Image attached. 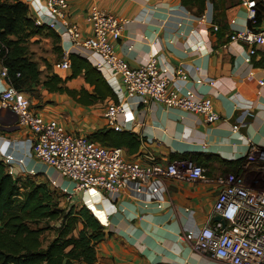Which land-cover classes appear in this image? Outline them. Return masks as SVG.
Listing matches in <instances>:
<instances>
[{
	"label": "crops",
	"instance_id": "obj_1",
	"mask_svg": "<svg viewBox=\"0 0 264 264\" xmlns=\"http://www.w3.org/2000/svg\"><path fill=\"white\" fill-rule=\"evenodd\" d=\"M20 1L33 15V0ZM251 2L262 7L255 31L264 32V0ZM92 6L126 20L115 53L130 67L145 63L154 54L168 71L182 68L188 89L198 97L210 98L213 111L220 117L209 125L198 115L165 109L158 103L131 107L117 122L129 144L113 148L120 149L127 161L142 162L151 154L162 165L177 163L181 170L185 162H192L205 169L211 182L167 178L165 188L153 199L138 197L130 190L112 195L74 192L64 198L63 205H84L104 226L105 236L96 246L94 264H225L194 253L183 237L214 224L212 209L219 187L212 180L233 175L234 163L254 146L255 159L245 162L236 176L252 188L259 174L256 169L264 163V85H259L264 81V45L256 47L247 62V46L229 42L231 32L247 28L246 9L240 4L228 10L226 27L213 33L210 4L204 22L199 23L195 11L184 9L180 0H67L68 18L79 26L82 37L88 34L85 16ZM58 35L62 50L70 52L68 38ZM53 57L51 51L45 60L65 79L70 71L55 69ZM65 85L76 91L90 90L82 77ZM37 90L39 97L29 101L38 116L57 120L70 133L84 136L106 127L102 115L111 101L82 105L66 94L48 93L40 87ZM234 125L238 129L233 133ZM29 138V132L17 125L14 116L0 110L2 151L24 158L25 170L34 171L32 177L37 181L50 183L62 194L63 188L72 191L73 185L56 171L28 156ZM11 174L15 178L30 176L17 165Z\"/></svg>",
	"mask_w": 264,
	"mask_h": 264
},
{
	"label": "built area",
	"instance_id": "obj_2",
	"mask_svg": "<svg viewBox=\"0 0 264 264\" xmlns=\"http://www.w3.org/2000/svg\"><path fill=\"white\" fill-rule=\"evenodd\" d=\"M241 6L247 11V22H253L254 3L241 0ZM31 7L36 25H45L65 35L70 42L71 51L64 52L62 61L54 65L55 69L69 71L68 55L73 53L87 59L112 88L117 101L109 102L102 115L107 128L121 132L123 128L117 125L119 117L131 107L138 108L150 102L165 109L198 115L209 125L219 121L211 99L198 97L188 89V77L182 68L170 72L158 64V56L154 54H150L145 63L130 67L115 53L125 19L92 6L85 16L88 34L82 37L79 26L68 18L67 0H33ZM197 20L203 23L204 15ZM210 27L213 33L219 30L212 22ZM229 42L247 46L248 62L256 53V47L264 45V32L247 26L231 32ZM0 84V110L14 116L17 125L31 135L27 140L28 156L52 168L73 185L72 191L63 188L62 192L67 196L74 192L112 195L130 190L138 197L153 199L165 188L167 178L211 182L205 169L192 162H185L181 170L177 163L162 165L151 154L145 155L142 162L127 161L120 149L91 142L84 135L65 130L57 120L38 116L27 95L17 91L8 81L5 67L0 70ZM259 85H264V81H259ZM237 129L234 125L232 132ZM255 152L256 147L252 146L242 159L246 163L254 160ZM0 156L10 173L17 165L22 173L35 174L25 170L24 158L5 153L1 147ZM256 171L259 174L252 188L244 186L234 175L212 180L219 187L212 216H219L224 226L216 222L184 236V242L194 253L225 264H264V163ZM156 205L158 209L162 208L160 203Z\"/></svg>",
	"mask_w": 264,
	"mask_h": 264
},
{
	"label": "trees",
	"instance_id": "obj_3",
	"mask_svg": "<svg viewBox=\"0 0 264 264\" xmlns=\"http://www.w3.org/2000/svg\"><path fill=\"white\" fill-rule=\"evenodd\" d=\"M196 17L212 7V23L226 27V13L241 0H180ZM255 18L248 28L255 31L262 17L260 4L254 5ZM34 38L51 41L55 62L62 61L64 51L59 35L35 24L28 6L20 0H0V65L7 78L28 98L39 97L37 88L48 93L66 94L76 103L116 102V96L102 74L85 58L69 54L70 72L62 79L44 61L45 72L33 59L30 45ZM1 48V46H0ZM1 70V68H0ZM82 77L90 90L66 87V82ZM127 134L103 128L86 136L101 146L113 148L126 141ZM245 159L234 163V176L241 173ZM67 195L54 190L48 182L30 177L15 178L0 159V264H94L96 246L105 236V228L84 205L64 206ZM52 237H46V234Z\"/></svg>",
	"mask_w": 264,
	"mask_h": 264
},
{
	"label": "rangeland",
	"instance_id": "obj_4",
	"mask_svg": "<svg viewBox=\"0 0 264 264\" xmlns=\"http://www.w3.org/2000/svg\"><path fill=\"white\" fill-rule=\"evenodd\" d=\"M32 42L33 43L30 45V51L32 53V57L38 63L39 66H42L45 63L44 62L45 58L47 56H49V54L51 53V50H50L51 49V41L47 38H34L32 40ZM52 59L55 61L56 56L53 57ZM56 63H58V62H56ZM43 72H45V68H44ZM22 129H24V128H22ZM29 136H31V135L29 134ZM32 176L33 175H30L28 177H30L33 180H36V178L32 177ZM50 186H52V185L50 184ZM46 237H48V238L52 237V234L51 233H50V235L46 234Z\"/></svg>",
	"mask_w": 264,
	"mask_h": 264
},
{
	"label": "water",
	"instance_id": "obj_5",
	"mask_svg": "<svg viewBox=\"0 0 264 264\" xmlns=\"http://www.w3.org/2000/svg\"><path fill=\"white\" fill-rule=\"evenodd\" d=\"M211 222H212V223L219 222V223H221L222 226H224V222L221 220V218H220L219 216H214V217L211 219Z\"/></svg>",
	"mask_w": 264,
	"mask_h": 264
}]
</instances>
